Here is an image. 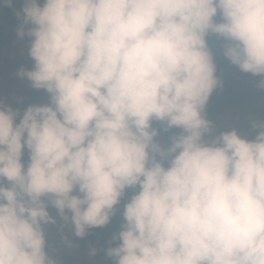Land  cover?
Segmentation results:
<instances>
[{
	"label": "clouds",
	"instance_id": "obj_1",
	"mask_svg": "<svg viewBox=\"0 0 264 264\" xmlns=\"http://www.w3.org/2000/svg\"><path fill=\"white\" fill-rule=\"evenodd\" d=\"M17 3L31 60L17 75L45 99L0 97V264H61L46 225L83 237L116 215L112 264H264V115L245 134L205 110L218 83L209 35L264 91V0L0 9Z\"/></svg>",
	"mask_w": 264,
	"mask_h": 264
},
{
	"label": "rangeland",
	"instance_id": "obj_2",
	"mask_svg": "<svg viewBox=\"0 0 264 264\" xmlns=\"http://www.w3.org/2000/svg\"><path fill=\"white\" fill-rule=\"evenodd\" d=\"M18 19L14 13V22L11 34V43L1 50L0 54V97L6 102H13L16 96H23L25 103L41 102L45 99L42 90H34L25 79L17 75L21 65L28 66L30 58L27 55L28 44L17 39L16 28ZM264 115V96H258L254 102L240 103L235 108L224 111L219 116V122L224 127H237L242 133H249V117L257 118ZM53 215L55 210L51 209ZM46 244L50 246L51 253L59 260L64 252L71 253L76 264H103L106 257L90 254L91 251L80 249L78 244L81 237L71 234V226L59 221L55 225H46ZM67 236L73 241L72 247L63 243L62 237Z\"/></svg>",
	"mask_w": 264,
	"mask_h": 264
},
{
	"label": "trees",
	"instance_id": "obj_3",
	"mask_svg": "<svg viewBox=\"0 0 264 264\" xmlns=\"http://www.w3.org/2000/svg\"><path fill=\"white\" fill-rule=\"evenodd\" d=\"M19 7L20 5L17 3L12 8L0 9V54L1 50L11 43L14 13L15 9ZM17 39L28 44L27 38L19 39L17 37ZM207 39L210 47L216 53L218 83L209 96L205 110L208 118L219 125V116L222 112L233 109L240 103L254 102L258 96H264V91L256 87L259 77L241 72L223 57L221 40L215 35H209ZM28 66H31V60ZM119 223L120 217L116 215L112 217L109 224L88 229L86 235L81 237L78 247L89 251L95 248V254L106 257L103 264H112L110 258L105 255V249L112 233L118 230ZM46 247L51 253L50 246L46 244ZM60 262L61 264H76L74 256L69 252L61 254Z\"/></svg>",
	"mask_w": 264,
	"mask_h": 264
}]
</instances>
